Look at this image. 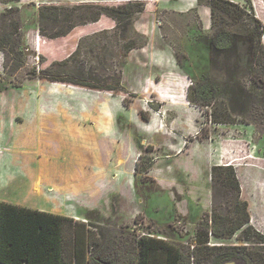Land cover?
Listing matches in <instances>:
<instances>
[{
    "label": "rangeland",
    "instance_id": "1",
    "mask_svg": "<svg viewBox=\"0 0 264 264\" xmlns=\"http://www.w3.org/2000/svg\"><path fill=\"white\" fill-rule=\"evenodd\" d=\"M20 1L0 0L2 200L77 214L95 233L86 255L106 264H132L134 241L151 232L193 264L213 193L222 213L211 167L230 164L264 235V99L251 83L264 72L249 19L264 46V0H228L247 14L223 51L211 45L209 0ZM43 164L61 167L60 189ZM238 233L208 245L252 247Z\"/></svg>",
    "mask_w": 264,
    "mask_h": 264
},
{
    "label": "trees",
    "instance_id": "2",
    "mask_svg": "<svg viewBox=\"0 0 264 264\" xmlns=\"http://www.w3.org/2000/svg\"><path fill=\"white\" fill-rule=\"evenodd\" d=\"M19 1V0H6ZM250 6L249 0H244ZM212 19L211 45L216 50H228L234 42L233 27L242 23L246 10L228 0H209ZM101 12H107L100 7ZM99 14V13H98ZM253 27L252 60L261 73L264 72V46L260 40L262 24L256 17L249 18ZM231 22V23H229ZM39 44V42H38ZM252 84L257 85L261 99H264V78L251 75ZM198 96L211 98V88L201 82L189 86ZM209 90V91H208ZM190 100H195L188 91ZM210 100L204 104L209 105ZM264 116V112H260ZM264 124V121H260ZM210 175L212 183L223 193L222 213L217 212L218 202L212 195L211 213L196 224L192 237L193 264H222L234 260L241 264H264V235L250 224L248 203L240 198V186L233 167L214 165ZM233 200L231 211L228 203ZM217 206V207H216ZM219 209V210H221ZM88 223L72 217L30 207L0 201V264H106L97 256L88 257L85 247L95 243V233ZM238 239L252 241L247 245H208L209 235L227 238L238 232ZM151 232L149 234H154ZM145 234L134 241L137 248L132 264H180L185 249L167 238ZM96 244V243H95ZM200 256V259H199ZM114 264V263H111Z\"/></svg>",
    "mask_w": 264,
    "mask_h": 264
},
{
    "label": "crops",
    "instance_id": "3",
    "mask_svg": "<svg viewBox=\"0 0 264 264\" xmlns=\"http://www.w3.org/2000/svg\"><path fill=\"white\" fill-rule=\"evenodd\" d=\"M26 1H28V0H21L20 1V4L21 3H24V2H26ZM47 1H52V0H47ZM75 2L76 1H78V0H74ZM112 1H116V0H112ZM118 1H123V0H118ZM77 30V33L76 34H78V29H76ZM73 32V31H72ZM71 32V33H72ZM71 33H70V35H71ZM44 166H42V169H40V170H42V173H44L43 174V176H48V175H51V177L50 178H52V173H54L57 177H58V175L56 174V172L58 173V172H60V170H59V168H61L60 166H58V171H56V170H50L49 168H48V164L47 165H45V164H43ZM40 167V166H39ZM38 167V168H39ZM56 171V172H55ZM1 174V173H0ZM56 177V178H57ZM61 177V176H60ZM60 177H58V181H52V179L51 180H46L48 183H52V184H55V185H57L56 186V189H60V187H61V185H58L59 183H63V182H65V179H61ZM60 180V181H59ZM41 180L39 179L38 181H36V187H37V189H39L40 190V182ZM39 187V188H38ZM48 190H52V188L51 187H49L48 188ZM3 198H0V201L2 200ZM2 201H4V200H2ZM58 204H61V201L60 200H57V205ZM28 207H30V208H33V209H38V210H42V211H47V212H52V213H56V214H61V215H65V216H69V217H72V218H74V219H76V220H82V218H79L78 217V215L77 214H66V213H62V212H58V211H52V210H50L49 208H48V206H43V207H41V206H28ZM84 221V220H83ZM150 236H155L154 234H149ZM156 237V236H155Z\"/></svg>",
    "mask_w": 264,
    "mask_h": 264
},
{
    "label": "water",
    "instance_id": "4",
    "mask_svg": "<svg viewBox=\"0 0 264 264\" xmlns=\"http://www.w3.org/2000/svg\"><path fill=\"white\" fill-rule=\"evenodd\" d=\"M227 263H230V264H237L236 261H234V260L224 261L222 264H227ZM240 264H241V263H240Z\"/></svg>",
    "mask_w": 264,
    "mask_h": 264
},
{
    "label": "built area",
    "instance_id": "5",
    "mask_svg": "<svg viewBox=\"0 0 264 264\" xmlns=\"http://www.w3.org/2000/svg\"><path fill=\"white\" fill-rule=\"evenodd\" d=\"M209 237L212 239V236H211V235H209ZM210 238H209V239H210Z\"/></svg>",
    "mask_w": 264,
    "mask_h": 264
},
{
    "label": "bare ground",
    "instance_id": "6",
    "mask_svg": "<svg viewBox=\"0 0 264 264\" xmlns=\"http://www.w3.org/2000/svg\"><path fill=\"white\" fill-rule=\"evenodd\" d=\"M229 264V263H228Z\"/></svg>",
    "mask_w": 264,
    "mask_h": 264
}]
</instances>
